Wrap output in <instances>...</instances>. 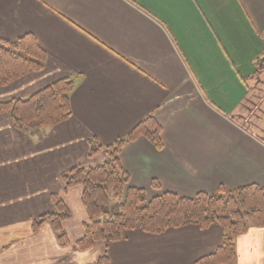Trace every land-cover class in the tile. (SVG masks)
<instances>
[{
    "label": "crops",
    "instance_id": "obj_1",
    "mask_svg": "<svg viewBox=\"0 0 264 264\" xmlns=\"http://www.w3.org/2000/svg\"><path fill=\"white\" fill-rule=\"evenodd\" d=\"M24 35L44 67L0 88V101L64 76L74 88L71 115L37 139L0 113V264H94L104 253L108 264H195L213 252L218 225L131 230L107 248H79L81 186L61 175L105 160L104 150L89 155L91 137L109 145L151 114L161 149L138 136L117 153L146 199L154 180L184 197L264 186V0H0V38ZM49 193L78 215L62 222L65 245L49 223L31 231L34 215L52 210ZM234 246L230 264H264V227Z\"/></svg>",
    "mask_w": 264,
    "mask_h": 264
},
{
    "label": "trees",
    "instance_id": "obj_2",
    "mask_svg": "<svg viewBox=\"0 0 264 264\" xmlns=\"http://www.w3.org/2000/svg\"><path fill=\"white\" fill-rule=\"evenodd\" d=\"M45 58L46 53L32 36L24 35L13 41L0 38V87L41 70ZM73 88L71 77L58 78L26 97L1 100L0 113H6L16 128L34 135V128L52 127L71 115ZM160 132V125L150 114L109 145H101L91 137L89 155L104 150L105 160L93 166L76 165L62 173L66 186L78 184L82 188L80 199L86 220L77 246L87 249L96 242H103L107 248L109 244L125 239L131 230L155 234L185 225L201 229L218 225L222 230L220 244L213 252L198 258L195 264L232 263L236 256L234 238L249 227H264V186L251 184L234 190L219 186L212 193L199 192L193 197L161 191L144 203L146 198L141 189L127 186L123 190L128 177L119 165L117 153L126 142L138 136H144L161 149ZM152 185L159 186L155 180ZM121 191L125 192V199L119 209L110 214L109 194L112 192L116 196ZM50 196L52 211L33 218L31 231H37L47 222L56 232L58 242L65 245L67 237L62 222L70 212L63 199L58 198V193ZM108 262L104 253L94 264Z\"/></svg>",
    "mask_w": 264,
    "mask_h": 264
},
{
    "label": "rangeland",
    "instance_id": "obj_3",
    "mask_svg": "<svg viewBox=\"0 0 264 264\" xmlns=\"http://www.w3.org/2000/svg\"><path fill=\"white\" fill-rule=\"evenodd\" d=\"M26 76V75H25ZM24 76V77H25ZM23 77H21V78H19V79H22ZM18 79V80H19ZM18 80H15V81H13V82H11V83H9V84H7V85H5V86H2V87H0V88H3V89H5V88H7V87H10L13 83H15V82H17ZM48 128H50V127H36V128H34L33 129V131H35L36 133L34 134V137L37 139V137H41L40 135L41 134H43V133H45L46 131H47V129ZM98 142V141H97ZM98 152V151H97ZM95 154V153H94ZM72 185H75V184H72ZM152 185V184H151ZM127 186H129L128 185V183H126V185H124V187H123V190H125V188L127 187ZM153 186V185H152ZM154 187V186H153ZM154 189L156 190L154 193H156V195L157 194H159L160 193V187L158 186V187H154ZM81 190H82V188H81ZM125 192H123V191H121V193H119L118 195H114V193H112V192H110V194H109V196H110V199H109V205H108V211H109V213L110 214H112V213H114V212H116L118 209H119V206H120V204L124 201V199H125V194H124ZM52 193H49V197H51L50 195H51ZM155 195V196H156ZM60 196V195H59ZM58 196V198H61L62 199V197L60 196L59 197ZM144 196H145V193H144ZM152 197H154V196H152ZM151 197V198H152ZM146 198V197H145ZM151 198H148V199H146V201L144 202V203H146L149 199H151ZM50 199V198H49ZM51 200V199H50ZM144 203H142V205L144 204ZM52 210H50V211H46V212H44V213H48V212H51ZM43 214V213H42ZM39 215H41V213L39 214V213H36L35 215H34V218H37ZM77 214H75V213H72V214H70L69 213V216H68V218L70 219V220H68L67 222H71V223H75L76 221H77ZM66 220V219H65ZM45 223H47V222H45ZM65 224H66V221L64 222ZM44 224V223H43ZM42 224V225H43ZM42 225L39 227V229H41V227H42ZM65 226V225H64ZM38 229V230H39ZM53 229V228H52ZM63 231L65 232V234H66V237H67V240H66V244L68 243V236H67V233H66V230L64 229V227H63ZM53 232L55 233V236L57 235L56 234V232L54 231V229H53ZM57 238V237H56ZM58 240V239H57ZM77 245V244H76Z\"/></svg>",
    "mask_w": 264,
    "mask_h": 264
}]
</instances>
